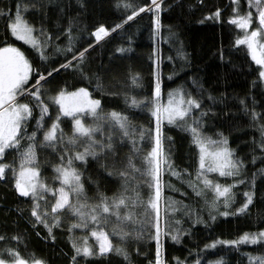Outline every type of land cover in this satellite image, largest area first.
I'll return each instance as SVG.
<instances>
[{
	"label": "snow or ice",
	"instance_id": "1",
	"mask_svg": "<svg viewBox=\"0 0 264 264\" xmlns=\"http://www.w3.org/2000/svg\"><path fill=\"white\" fill-rule=\"evenodd\" d=\"M115 6L124 9L120 22L112 27H105L103 23L96 26L90 33L96 42L121 29L140 13L148 14L153 36L159 33L163 0H143L142 3L116 0ZM45 7L44 0H12L11 3L0 4V22L4 29L0 37V181L11 187L19 197L27 198L22 203L30 206L29 223L33 229L42 225L47 232L45 239L53 240L54 228L65 229L71 246L70 254H66L69 264H102L112 255L122 256L127 261L129 252L123 245L130 236L136 240H155V258L149 259L148 264H166L162 256L161 237L167 235L179 243V236L183 233L174 224L179 225L181 220L175 219L174 214L182 210L178 205H183V201L165 197L162 179L165 170L187 183L193 194L204 200L208 219L215 220L217 215L227 217L246 213L254 202L257 173L254 172L251 177L246 175L245 159L236 155V150L229 146L228 138L222 132L215 133L216 138H213L205 131L206 117L211 108L203 106L202 94L196 95L178 85L167 91V100L164 101L161 98L160 77L153 71L150 95L142 100L133 97L129 104L149 113V127L145 130L143 125H134L127 114L116 110L105 111L101 99L94 98L87 86L64 81L53 88L52 76L58 68H42L34 62L33 55L35 53L40 61L47 62L52 54L45 51L49 46L53 53L64 57L60 68L71 69L78 81L90 83L95 79L93 91L104 92L100 77L86 66L87 49L73 48L71 20L63 32L55 36V39L65 36L67 43L61 47L52 43L53 36L43 25L37 27L28 19L26 13L30 10ZM229 7L231 14L227 23L241 30L235 45L245 46L246 57L258 66L251 68V74L256 77L253 83H264V0H247V10L240 0H230ZM221 18V9L217 7L203 19L220 21ZM12 38L22 42V45L16 46ZM23 45L29 46L31 51ZM88 47L91 48L92 44ZM127 50L116 47L115 53L123 54ZM178 55L183 53L178 50ZM221 59H224L223 52ZM131 80L139 85V73ZM193 84L198 87L196 81ZM123 95L128 104L127 93ZM240 103L242 111L249 114L252 121H257V117L262 115L254 109L250 110L245 100ZM34 112L38 114L34 115ZM89 118L91 123L86 122ZM33 120L34 124L31 123ZM152 121L155 122L154 130ZM165 122L188 135L195 167L192 171L185 169L186 176L175 170L164 151L162 126ZM62 125L70 127V134L64 131ZM255 126L260 133L256 146L264 154V123L257 122ZM126 139L131 144L129 154L118 161V149ZM167 139L171 140V137ZM46 149L50 150L48 155L54 156V160L40 159ZM88 157L109 176L120 178V188L111 196L99 188L94 196H88L81 178V168L90 163ZM137 159L141 161L140 165L136 164ZM255 160L253 156L252 162L255 163ZM45 162L51 164V183L42 173ZM258 172L264 178V167ZM213 173L215 177L210 176ZM220 178H225L224 182ZM229 179L231 183L227 182ZM140 184L146 186V191L139 190ZM237 185L245 186L243 199L238 207L233 208ZM168 187L176 190L174 185L169 184ZM183 208L187 209L184 215L195 216L194 222H205L193 209L186 205ZM130 224H138L139 227H129ZM76 229L87 234L76 235ZM36 235L39 236L40 232L37 231ZM89 236L94 243H89ZM113 236L117 240L114 241ZM23 243L24 238L20 234L9 236L0 233V264H47L44 258L34 253L22 254L20 246ZM216 244L233 246L237 250L242 244H251L264 250V229L246 231L234 239L214 240L204 247L214 248ZM245 255L248 264H264V251L259 256L252 253ZM174 259L177 264H187V261ZM214 264H221V261L217 260Z\"/></svg>",
	"mask_w": 264,
	"mask_h": 264
},
{
	"label": "trees",
	"instance_id": "2",
	"mask_svg": "<svg viewBox=\"0 0 264 264\" xmlns=\"http://www.w3.org/2000/svg\"><path fill=\"white\" fill-rule=\"evenodd\" d=\"M11 2L12 0H0V4ZM131 2L142 3L143 0H131ZM44 3L46 5L44 9L30 10L26 13L28 19L37 27L43 25L52 34V43L61 47L67 43L65 36L61 35L59 39H55V36L63 32L71 20L73 48L87 49L86 66L90 72L100 77L104 92L102 94L99 90L93 91L96 87L95 79L90 83L78 81L74 79L71 69L60 68L59 65L64 62V57L53 53L52 47L49 46L45 51L52 54L47 62L40 61L37 54L33 55L34 62L40 64L42 68L50 66L58 68V72H54L52 76L53 88L64 81L87 86L90 92H93L94 98L101 99L105 111L116 110L127 114L134 125H143L147 130L149 113L140 107H130L129 104L133 97L142 100L150 95L152 73L155 71L161 80V98L164 101L167 100V91L178 85H183L186 91L196 95L202 94L203 106L211 108L206 117L205 131L213 138H216L215 133L222 132L228 138L229 146L236 150V155L245 159L246 175L251 177L254 172L257 173L254 202L249 206V210L246 213L227 217L217 215L215 220H210L204 200L196 197L187 183L165 170L162 177L165 197L183 201V205L193 209L205 221L194 222L195 216L190 218L184 215L187 209L183 208V205H178L182 210L177 211L174 218L181 220V223L174 226L183 234L179 236V243L172 241L167 235L161 237L162 256L166 264H177L174 258L187 261V264H195L196 261H199V264H209L210 261L214 264L217 260H220L221 264H248L245 253L261 255L264 250L251 244H242L239 250L223 244H216L214 248L208 249L204 247L214 240L234 239L243 232L264 229V178L258 172V169L264 167V154H261L256 146L260 133L255 126L257 122L264 123V83L259 81L253 83L256 77L251 74V68L258 66L251 62L250 57H246L245 46L235 45L236 36L241 34V30L227 23V18L231 14L230 0H202V2L201 0H163L164 8L160 12L161 28L157 35L152 34L148 14L140 13L121 29L110 32L99 42L90 35L95 27L101 23L105 27H112L122 18L124 9L115 6L116 0H44ZM240 3L247 10V0H240ZM217 7L222 12L220 21L203 19ZM201 20L203 22H199ZM3 32V23L0 22V37L3 36ZM12 40L16 46L22 45V42L15 41V38ZM90 43L91 48L88 47ZM23 47L31 51L29 46L23 45ZM116 47H124L128 50L123 54L115 53ZM154 50L155 54H153ZM178 50L183 55H178ZM221 52L224 55L223 60ZM154 60L157 61L156 64L153 63ZM137 73H139V85L133 84L131 80V77ZM170 75L171 79H169ZM193 81L197 82L198 87ZM109 92L121 94L110 95ZM123 93H127L128 104L125 103ZM242 99L246 101V106L250 110L254 109L258 114H262L257 117V121H252L250 115L242 111L240 103ZM37 114L34 112V115ZM31 123L34 124L35 121ZM62 127L70 134V127L64 125ZM151 127L154 130V121ZM162 132L165 153L175 170L181 176H186L184 170L192 171L195 167V158L187 133L167 125L166 122L162 126ZM167 137H171V140ZM130 148L131 144L126 139L119 147L116 159L124 160ZM253 156L256 157L255 163L252 162ZM88 160L90 163L81 168V178L88 196H94L97 188L111 196L120 188V178L115 175L109 176L91 157H88ZM135 162L137 165L141 164L139 159ZM77 164L79 165L80 162ZM136 175L139 176L138 173ZM210 176L215 177L216 174ZM220 180L224 182L225 178ZM227 182L231 183V180ZM169 184L174 185L176 190H171ZM7 187L4 184L3 188ZM244 187V185L236 186L233 208L241 203ZM138 188L141 192L146 191V186L142 184L138 185ZM208 196L211 197V193ZM22 200L25 201L27 198L15 199L11 194H0V233L9 236L20 234L24 238V243L20 246L24 255L34 253L35 256L44 258L47 264H69V256L66 255L71 252L68 234L57 231L54 240L45 239L47 234L36 235L38 225L33 229L29 223L30 217L28 215L22 217L19 211ZM129 227L138 228L139 225L130 224ZM108 230H111L110 226ZM75 233L87 234L79 229H76ZM112 239L115 241L117 237L113 236ZM126 240L123 246L129 252L128 260L125 261L122 256L112 255L102 264H148L149 259L154 260L155 240L146 238L136 240L134 236ZM89 243H94L90 236Z\"/></svg>",
	"mask_w": 264,
	"mask_h": 264
},
{
	"label": "rangeland",
	"instance_id": "3",
	"mask_svg": "<svg viewBox=\"0 0 264 264\" xmlns=\"http://www.w3.org/2000/svg\"><path fill=\"white\" fill-rule=\"evenodd\" d=\"M47 119V118H46ZM88 123H91V120L90 118L88 119ZM50 152V150H44V153L41 155L40 159L42 161H45V160H48V161H51V160H54L55 157L54 156H50L48 155V153ZM42 173L45 177H48L49 178V181H50V177L52 175V168H51V164L50 163H43L42 164ZM51 183V182H50ZM4 184L2 183V181H0V194L2 193L3 195H7V194H11V195H14L15 196V199L19 198L21 199L22 197H19L18 194H16L12 189L11 187H7L6 189L3 188ZM5 197V196H4ZM23 201V200H22ZM21 213H22V217H25L26 215H28L30 217V206L29 204H26V203H22V206L20 207V210H19ZM38 231L42 234H47L46 230L43 228L42 225H38ZM57 231H60L64 234L67 233V231L65 229H62V228H54L53 229V232L55 235H57Z\"/></svg>",
	"mask_w": 264,
	"mask_h": 264
}]
</instances>
